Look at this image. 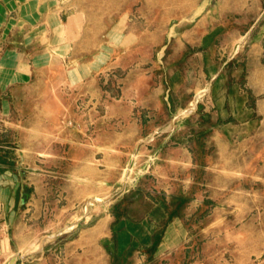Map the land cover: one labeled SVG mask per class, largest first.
<instances>
[{"label":"rangeland","instance_id":"rangeland-1","mask_svg":"<svg viewBox=\"0 0 264 264\" xmlns=\"http://www.w3.org/2000/svg\"><path fill=\"white\" fill-rule=\"evenodd\" d=\"M216 1H207V9L216 3L218 9L221 0ZM47 2L52 9L56 4L68 6L61 14L63 23L77 11L79 26L83 19L87 27L90 18L89 27L101 40L110 35L111 42L123 44L99 54H106L101 59L120 58L123 67L114 69L112 78L101 72L95 81L78 86L66 82L64 69L45 71L32 83L14 88V101L5 98L0 104V187L18 186L15 206L6 204L13 192L0 190V221L11 216L25 264H264L262 5L224 14L222 26L202 27L195 33L196 43L205 42L203 33L211 27L213 37L208 35L207 45L193 47L184 32L193 27L190 20L206 0ZM25 17L31 15L18 12L12 26H21ZM32 18L37 21L39 15ZM190 53L198 64L193 80L182 94L171 97L176 106L194 101L200 108L199 115L186 117L175 140H188L197 164L191 190H186L190 200L186 197L180 207L191 213L185 241L158 256L142 249L121 255L112 241V254L106 253L93 232L105 211L103 204L120 216L129 208L125 195L141 186L157 190L153 169L159 159L153 143L144 142L113 151L106 160L98 159L102 152L89 158L104 121H119L108 119L105 103L129 70L158 75L166 85L169 72L186 66L184 57ZM196 90L201 95L195 100ZM172 111L141 110L139 115L152 131L167 126ZM22 198L25 203L20 204ZM133 203V212L144 209L138 201Z\"/></svg>","mask_w":264,"mask_h":264},{"label":"crops","instance_id":"crops-1","mask_svg":"<svg viewBox=\"0 0 264 264\" xmlns=\"http://www.w3.org/2000/svg\"><path fill=\"white\" fill-rule=\"evenodd\" d=\"M207 1L209 0H206L200 12L196 13L197 16L190 20V26L193 27L184 32L185 36H189L186 41L190 46L207 45L206 39L208 35L213 37L210 31H214L215 28L211 27L203 33L204 43L195 42V33L201 31L204 26H222L221 20L224 14L231 11L242 13L246 7L250 10L255 4L262 5L260 15L264 14V0H253V3L248 0L246 2L221 0L218 9L217 3L215 7L210 6L207 9ZM47 5V0H0V104L6 100L5 98L14 101V88L32 83L45 71H52L55 68L64 69L66 82L71 86H78L95 81L97 74L101 72L112 78V74L115 75L112 73L113 70H118L119 66L123 67L120 58L114 60L115 56L110 55L101 59L100 57L106 54L99 55L108 47L118 45L120 47L123 44L111 42L110 35L108 39L101 40L96 35L95 28L89 27L93 26L90 18L87 27L84 26L83 19L82 26H79L77 11L71 12L68 22L63 23L61 14L64 10L69 11L68 6L56 4L52 9ZM225 5L228 8L226 10ZM38 8L40 12L37 11ZM18 12L29 14L31 18L25 17L21 26H12ZM37 15L39 20L35 21L36 19L32 17ZM36 22L39 23L35 24ZM106 28L109 32L113 30V26ZM16 31L19 32V39L13 36ZM60 31L63 34L54 43V37ZM80 50L84 52L81 53ZM194 58L192 53L185 56L187 65L172 69L167 75L166 85L163 81L161 83L158 75L129 70L119 79L116 94L111 95V100L105 103L108 119L119 121L114 124L111 121H104L102 131L94 139L96 144L94 155H90L89 158L95 157V153L102 152L98 159L106 160L112 157L113 151L128 150L129 146L144 142L150 145L153 143L152 150L159 159L153 169L159 181L157 190L149 191L141 186L125 195L130 200L129 208L120 216L112 213V210L103 204L105 211L93 227V232L96 233V239L106 253L109 250L112 254L110 248L112 241L121 255L142 249L149 250L155 256L174 250L185 241L186 221L191 213L186 211L188 207L181 208L187 199L190 200V197L186 196V190H191L192 170L197 164L195 154L187 143L188 140L182 142L175 140L186 117L199 115L200 108L194 101L185 106L182 104L176 106L172 104L171 97L180 92L182 94L189 88L193 80L192 70L194 68L196 71L198 66V64L194 65ZM108 70L110 72H106ZM199 95L201 92L196 90L193 95L195 100ZM141 110L158 113L175 110V114L167 126L162 124L159 125L163 127L162 129L147 131L146 123L139 115ZM179 175L180 178L177 177ZM17 189L18 186L14 184L0 187L4 192H13L7 195V205L17 204ZM134 201H138L144 207L140 213L133 212ZM23 203L25 200L22 198L20 204ZM188 204L191 205L190 201ZM12 222L11 216L0 221V264H25L26 255L21 252L20 246L17 247V236L12 231Z\"/></svg>","mask_w":264,"mask_h":264}]
</instances>
